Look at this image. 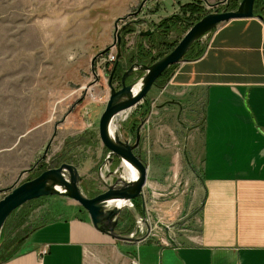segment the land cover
<instances>
[{
    "label": "rangeland",
    "instance_id": "obj_1",
    "mask_svg": "<svg viewBox=\"0 0 264 264\" xmlns=\"http://www.w3.org/2000/svg\"><path fill=\"white\" fill-rule=\"evenodd\" d=\"M188 1L0 0V167L12 165L14 172L19 173L15 185L5 190L0 189V201L17 184L33 180L43 172L58 168L69 160L77 162L83 177L82 191L89 198H94L107 189V184L100 174L102 167L106 177L109 172H117V176L127 179L122 169L117 171L120 166L119 159L111 164L105 163L109 151L100 136V119L111 93L109 77L117 61L104 71L103 78L98 77L102 86L94 90L96 99L91 94L83 95L72 79L79 74L77 65L90 61L89 52L99 40L102 37L110 39L111 36L115 45V36L124 27L125 31L131 32L126 37L123 36L121 52L126 60L121 64L125 65L124 72L136 62L150 66L169 55L187 32L198 23L191 25L190 22H195L200 16L183 12V6L176 14H182L183 21L178 24L179 32H172L166 39L165 46L160 45V38L157 40L159 28L156 22L160 16H174L173 12L179 3ZM204 1L206 2L194 0L196 5L203 3L200 6L206 14L204 17L216 10H225L228 2L230 10H236L242 2L211 0L209 4L207 0L206 6ZM155 12H159L157 17L148 20ZM156 28L157 31L152 36L136 38L138 31ZM208 38L209 34L204 35L197 44L205 47ZM155 39L158 44L153 47ZM174 43L176 46L170 49ZM115 46L118 56L120 50ZM142 51L148 54L150 60L142 62ZM99 57L94 59L95 62H99ZM87 73L93 76L90 83L92 84L95 81L94 72L89 69ZM142 76L141 72L132 76L128 84L140 80ZM157 82L145 100L116 119L114 126L122 139H129L131 144L136 142L139 128L142 137L148 134L151 139L157 136L169 139L170 145L145 146L146 156L141 154L142 159L152 169L150 180L144 189L148 192L145 199L148 207L156 205L157 209L160 204L170 203L167 210L159 209V213L177 215L176 218L169 217L168 220L171 221L167 225L170 230L181 233V230L194 229L193 218L198 212L197 204L200 202V195L197 194L198 179L191 170L192 166L197 168V164L191 163L193 156L190 154V141L200 137L195 135L198 123H193L189 114L182 113L179 106H175L160 116L161 120H155L148 132V129H145L149 116L147 112L151 110L152 100L155 99V92L159 88ZM115 86L120 88V80L115 79ZM73 112L76 114L74 123H66V119ZM158 128L160 129L156 130ZM71 139L75 140V143L68 146L67 143ZM79 140L84 144H78ZM17 141L18 144L14 148L13 145ZM11 149L20 150L21 153L15 155ZM157 149L167 151L166 158L163 157L161 161L155 157L150 158ZM113 180L115 182L116 178L110 183ZM141 199L143 198L136 200ZM73 207L82 208L75 201L61 196L43 197L29 202L14 212L5 226L10 243L15 244L22 240L20 238L26 239L35 226L42 222V218H36L40 213H45L51 208H60L59 211L65 209L64 211L71 213ZM53 210L55 213L58 211ZM126 213L135 216L129 231L140 226L142 232L139 231L137 237L145 234L147 226L140 224L141 216L133 203L124 209L123 218ZM145 219L152 221L153 217ZM129 231L124 233L119 230L125 235H130Z\"/></svg>",
    "mask_w": 264,
    "mask_h": 264
},
{
    "label": "crops",
    "instance_id": "obj_2",
    "mask_svg": "<svg viewBox=\"0 0 264 264\" xmlns=\"http://www.w3.org/2000/svg\"><path fill=\"white\" fill-rule=\"evenodd\" d=\"M193 3H179L173 15ZM204 3L208 5L207 0ZM155 13L148 20L157 17L159 12ZM166 18L160 16L156 24ZM113 43L111 36L99 40L89 52L90 61L77 65L79 74L72 79L75 85L81 88L91 83L93 76L87 71L93 72L94 59ZM97 64L96 60L95 67ZM99 73L103 78V69ZM100 81L97 88L102 86ZM152 102L145 127L148 132L155 120L175 106L198 123L195 135L200 137L190 141L191 163L197 164L191 170L200 195L194 229L170 230L168 218L177 215L159 213L170 203L160 204L158 209L148 207L145 190L137 212L140 221L153 219L148 220L152 230L144 241H119L100 232L83 208L73 207L71 213L53 208L58 210L55 213L51 208L37 215L42 222L28 234L19 254L0 264H264V22L255 17L221 24L209 33L204 55L177 65ZM75 119L73 112L66 123ZM16 144L18 141L14 148ZM165 144H169L168 138L151 139L145 134L140 154L146 156L145 146ZM167 154L157 149L150 158L161 161ZM0 169H4L0 170V189L17 183L19 173L12 165ZM148 169L149 181L152 169ZM134 221L135 216L126 213L119 230L129 231ZM44 249L48 253L42 255Z\"/></svg>",
    "mask_w": 264,
    "mask_h": 264
},
{
    "label": "water",
    "instance_id": "obj_3",
    "mask_svg": "<svg viewBox=\"0 0 264 264\" xmlns=\"http://www.w3.org/2000/svg\"><path fill=\"white\" fill-rule=\"evenodd\" d=\"M257 0H242L236 10H230V2L225 10H216L207 15L197 24H195L176 46L169 55L157 61L155 64L146 66L139 62L131 64L129 68L120 77V88L115 86V78L118 68L123 60H126L122 54L123 32L126 27L117 32L115 37V45L120 50L117 62L109 77V88L111 90L110 99L108 101L105 112L100 119V136L103 145L109 151L106 158V164L120 160L119 169L125 173L124 165H130L138 173L135 180H126L122 176H117V172H109L104 176L103 167L100 170L102 180L107 184V189L94 198L87 197L82 191L83 177L80 175L79 169L74 164L63 163L58 168H52L43 172L37 178L27 181L23 184H17L10 192L0 201V241L3 230L9 218L18 209L31 201L49 196H61L69 198L78 203L85 211L88 212L93 226L100 232L117 239L119 241L140 242L144 241L151 233L152 227L146 219H142L140 224L147 226V232L144 236L137 237L141 227L137 232L125 235L119 232V226L123 220L124 209L116 206L117 202L132 203L143 198L144 189L148 181L149 167L142 159L140 154L142 136L141 128L137 130L136 142L131 144L129 139H122L118 131L111 133L113 122L122 114L131 111L142 103L151 89L155 86L159 78L172 66L179 65L187 61V55L193 46L206 34L217 29L221 24L238 19L257 18L264 22L262 15L255 14V4ZM157 31H138L136 38L150 37ZM107 49L101 55H105ZM95 60L93 61V72L95 69ZM143 73L140 80L128 84V80L138 74ZM142 81L141 89L135 92L136 85ZM49 150L47 147L46 154ZM137 152V153H136ZM108 166V165H107ZM106 178H109L107 180ZM116 178L112 183L111 180ZM107 180V181H106ZM110 183V184H109Z\"/></svg>",
    "mask_w": 264,
    "mask_h": 264
},
{
    "label": "trees",
    "instance_id": "obj_4",
    "mask_svg": "<svg viewBox=\"0 0 264 264\" xmlns=\"http://www.w3.org/2000/svg\"><path fill=\"white\" fill-rule=\"evenodd\" d=\"M197 4L198 5H196L195 3L189 4V5L184 6L182 8V11L185 13H191L192 15L200 16L195 20V22H190L191 25L195 24L196 22H199L206 15L205 13H203L202 6H200V5H203V3L201 2V4H199V3H197ZM255 14H256V16L262 15L264 17V0H257L256 1ZM181 16H182V14L181 15H174L168 19L163 20L160 24L157 25L159 28V31H157V38H158L157 40H159V38H160V40H161L160 45H162V46L167 45L166 39L170 36V34L174 31L179 32L178 24L181 21H183ZM123 33H124L123 36L126 37V35L130 34L131 32L129 30H126ZM159 35H160V37H158ZM157 40L155 39V43L152 45L153 47L158 44ZM175 46L176 45L174 43L169 48L172 49ZM169 48H168V51H169ZM205 50H206V46L203 47V46H200L199 44L196 43L186 58L188 61L198 60L204 55ZM109 51H110V49L105 54H107ZM142 52H143L142 55H144L141 57L142 62H146L147 60H150L149 56H147L148 54L145 53L144 51H142ZM123 67H125L124 64H123V66H122V64L119 66V70L116 73L115 79L120 80V77L122 76V74L125 70ZM176 68H177V65L170 67L159 78V80L157 82V84H158L157 86H159V88L164 87L171 80ZM147 113H148L147 115L150 114V109H149V112H147ZM79 141H77V142H79ZM74 143H75V140L71 139L67 144H68V146H72ZM78 144L82 145V144H84V142L80 141ZM65 163L74 164L75 166L78 165L77 162H75L74 160H69V161H66ZM134 205H135L136 209L139 211L141 208L140 200H135ZM20 240L22 242L18 241L15 244H11L9 241V235L7 234V231L4 228L2 236H1V241H0V263H4V262L14 258L15 256H17L19 254L21 244H23L25 239L23 240V238H20Z\"/></svg>",
    "mask_w": 264,
    "mask_h": 264
},
{
    "label": "built area",
    "instance_id": "obj_5",
    "mask_svg": "<svg viewBox=\"0 0 264 264\" xmlns=\"http://www.w3.org/2000/svg\"><path fill=\"white\" fill-rule=\"evenodd\" d=\"M115 42H116V40H115ZM115 48H116V46L113 45V48H111L110 51L107 54L102 55V56L99 57V59H98L99 62L97 64L98 66L95 67L96 72L93 74L95 76V81L92 84H90L88 86L81 87L79 89V91L83 95L88 96L89 94H91V96L95 98L94 90L99 85V80H98V77L100 78L99 70L103 69V71H105V70L107 71L108 67L110 65L114 64L117 61L118 56L115 53ZM104 64H105V66H104ZM47 253H48V249H44L41 252L42 255L47 254Z\"/></svg>",
    "mask_w": 264,
    "mask_h": 264
},
{
    "label": "bare ground",
    "instance_id": "obj_6",
    "mask_svg": "<svg viewBox=\"0 0 264 264\" xmlns=\"http://www.w3.org/2000/svg\"><path fill=\"white\" fill-rule=\"evenodd\" d=\"M141 86H142V81H140L137 85H136V87H135V92H138L140 89H141ZM120 117V116H119ZM118 117V118H119ZM114 122H113V124H112V126H111V133L112 134H114L115 132H116V127L114 126ZM124 169H125V176L127 177V179L126 180H135V179H137V177H138V173H137V171L135 170V169H133L132 167H130V165H127V164H125L124 165ZM116 206H118V207H121V208H125L126 206H130V204L129 203H125V202H123V201H121V202H117L116 204H115Z\"/></svg>",
    "mask_w": 264,
    "mask_h": 264
},
{
    "label": "flooded vegetation",
    "instance_id": "obj_7",
    "mask_svg": "<svg viewBox=\"0 0 264 264\" xmlns=\"http://www.w3.org/2000/svg\"><path fill=\"white\" fill-rule=\"evenodd\" d=\"M130 80H128V83H129Z\"/></svg>",
    "mask_w": 264,
    "mask_h": 264
}]
</instances>
